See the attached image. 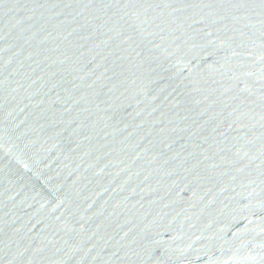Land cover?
I'll return each mask as SVG.
<instances>
[{
  "label": "water",
  "instance_id": "water-1",
  "mask_svg": "<svg viewBox=\"0 0 264 264\" xmlns=\"http://www.w3.org/2000/svg\"><path fill=\"white\" fill-rule=\"evenodd\" d=\"M0 264H264V0H0Z\"/></svg>",
  "mask_w": 264,
  "mask_h": 264
}]
</instances>
